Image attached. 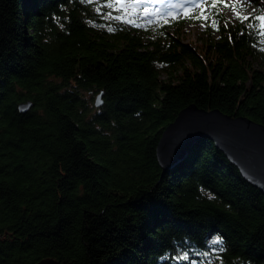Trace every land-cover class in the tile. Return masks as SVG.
Segmentation results:
<instances>
[{"label":"trees","instance_id":"trees-1","mask_svg":"<svg viewBox=\"0 0 264 264\" xmlns=\"http://www.w3.org/2000/svg\"><path fill=\"white\" fill-rule=\"evenodd\" d=\"M230 6L137 29L108 0H0V264H264V196L211 140L155 156L190 104L264 126L259 28Z\"/></svg>","mask_w":264,"mask_h":264},{"label":"water","instance_id":"water-1","mask_svg":"<svg viewBox=\"0 0 264 264\" xmlns=\"http://www.w3.org/2000/svg\"><path fill=\"white\" fill-rule=\"evenodd\" d=\"M102 104L99 93L94 105ZM30 107V102L21 103L18 110L24 113ZM202 138L211 140L242 178L264 196V126L246 117H230L194 104L186 106L165 127L157 142L155 156L159 167L165 171L181 162ZM36 264L59 263L46 258Z\"/></svg>","mask_w":264,"mask_h":264},{"label":"rangeland","instance_id":"rangeland-1","mask_svg":"<svg viewBox=\"0 0 264 264\" xmlns=\"http://www.w3.org/2000/svg\"><path fill=\"white\" fill-rule=\"evenodd\" d=\"M117 9L126 13L127 17L123 19L127 26L130 28L140 29L141 22L148 20H157L160 18H171L181 16L190 9L197 8L204 0H108ZM231 6L225 9L226 17L231 22H255L256 28H259L260 32V49L259 56H264V21L257 19L256 17L264 16L257 11L253 0H224ZM259 3L264 4V0H258ZM247 17V19H244ZM203 18V17H202ZM157 33H151L152 37H155ZM182 37L186 43H193L200 45L201 37L204 35L203 23L197 21H188L183 24ZM216 35V34H215ZM256 68L262 67L264 64L255 62ZM95 97L93 99V104Z\"/></svg>","mask_w":264,"mask_h":264},{"label":"snow or ice","instance_id":"snow-or-ice-1","mask_svg":"<svg viewBox=\"0 0 264 264\" xmlns=\"http://www.w3.org/2000/svg\"><path fill=\"white\" fill-rule=\"evenodd\" d=\"M257 19L259 20H262L264 21V16H261V17H256ZM244 19H247V17H244ZM262 27H264V25H262ZM262 35H264V33H261ZM219 242V238H217L216 240H213L212 243L213 244H217ZM224 249L221 248L220 251H223ZM205 255H207V253H205Z\"/></svg>","mask_w":264,"mask_h":264}]
</instances>
